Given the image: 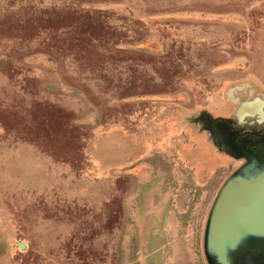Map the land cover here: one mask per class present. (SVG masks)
Returning <instances> with one entry per match:
<instances>
[{"label":"rangeland","instance_id":"374dc122","mask_svg":"<svg viewBox=\"0 0 264 264\" xmlns=\"http://www.w3.org/2000/svg\"><path fill=\"white\" fill-rule=\"evenodd\" d=\"M254 90L264 0H0V264H208Z\"/></svg>","mask_w":264,"mask_h":264},{"label":"water","instance_id":"95a60500","mask_svg":"<svg viewBox=\"0 0 264 264\" xmlns=\"http://www.w3.org/2000/svg\"><path fill=\"white\" fill-rule=\"evenodd\" d=\"M238 153L246 161L221 185L207 217L208 264H264V146Z\"/></svg>","mask_w":264,"mask_h":264},{"label":"flooded vegetation","instance_id":"af4514ba","mask_svg":"<svg viewBox=\"0 0 264 264\" xmlns=\"http://www.w3.org/2000/svg\"><path fill=\"white\" fill-rule=\"evenodd\" d=\"M202 125L206 132L210 130L214 135L219 149H225L227 144L226 150L236 153L264 146V92L255 93L254 90L251 96L237 104L229 118L214 120L204 115ZM225 138L231 139L230 142Z\"/></svg>","mask_w":264,"mask_h":264}]
</instances>
